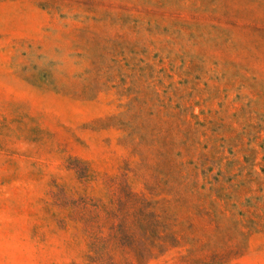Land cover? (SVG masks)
I'll list each match as a JSON object with an SVG mask.
<instances>
[{
  "label": "rangeland",
  "instance_id": "rangeland-1",
  "mask_svg": "<svg viewBox=\"0 0 264 264\" xmlns=\"http://www.w3.org/2000/svg\"><path fill=\"white\" fill-rule=\"evenodd\" d=\"M0 264H264V0H0Z\"/></svg>",
  "mask_w": 264,
  "mask_h": 264
}]
</instances>
